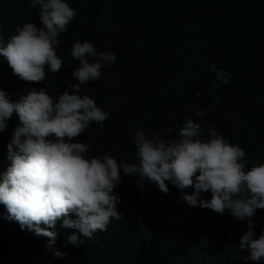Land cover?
Segmentation results:
<instances>
[{"label":"trees","instance_id":"trees-1","mask_svg":"<svg viewBox=\"0 0 264 264\" xmlns=\"http://www.w3.org/2000/svg\"><path fill=\"white\" fill-rule=\"evenodd\" d=\"M66 2L76 16L58 36L56 54L64 63L59 72H48L40 83L22 81L0 56V89L11 101L33 88L44 87L54 99L71 93L68 85L77 82L71 72L79 66L71 48L76 41H87L117 60L102 70L99 81L81 86V95L111 114L103 127L93 122L74 138L88 144L86 158L107 152L118 162H136L133 131H144L148 138L162 131L161 138L175 139L176 126L191 118L205 129L201 138H207V128L215 123L219 134L245 151L246 168L264 163V0ZM38 15L31 0H0L2 42L15 34L17 25L42 27ZM212 62L234 77L219 91L208 71ZM195 109L205 115L196 117ZM6 124L0 131V173L11 163L7 145L20 124L18 116L13 113ZM169 126L173 132L163 131ZM136 179L121 172L114 194L120 197L122 219H113L107 231L92 239L81 237L79 245L67 239L76 230L58 221L55 243L48 248L47 237L21 229L0 204V264H264V259H248L247 250L239 248L249 218L189 206L171 183L166 182L169 191L164 193L148 181L140 189ZM210 197V192L200 194L201 199ZM250 219L258 237L264 230V209ZM54 251L65 255L54 256Z\"/></svg>","mask_w":264,"mask_h":264},{"label":"clouds","instance_id":"clouds-1","mask_svg":"<svg viewBox=\"0 0 264 264\" xmlns=\"http://www.w3.org/2000/svg\"><path fill=\"white\" fill-rule=\"evenodd\" d=\"M31 6H38L42 27L32 22L17 25L6 44L0 38V56L19 79L40 83L48 72L57 73L64 65L56 54L58 36L67 32L76 10L66 0H31ZM70 54L79 61L71 72L77 81L68 85L71 93L65 91L54 99L44 87L33 88L11 101L0 89V131L6 129L13 113L20 122L7 145L11 163L0 173V204L8 218L18 222L21 229L26 227L47 237L48 248L55 243L57 222L62 221L61 227L76 230L68 241L79 245L81 237L92 239L98 231H107L113 219H122L117 211L120 197L114 194L122 172L134 175L140 189L148 181L167 193L171 183L184 193L189 206L221 215L227 210L239 220L249 218L239 248L247 250L252 261L264 259V230L257 237L250 219L257 209H264V163L246 168L245 151L219 134L215 123L207 128V138H201L205 129L191 118L176 126L175 139L161 138L162 131L151 138L144 131H133L136 162H118L107 152L86 158L88 144L73 142L74 138L93 122L103 127L111 114L88 95H81V86L99 81L102 70L117 57L98 51L87 41H76ZM208 71L216 77L217 91L234 78L217 62L210 63ZM194 95L202 97L200 91ZM194 115L202 117L205 112L195 109ZM163 131L171 133L173 128ZM188 188L194 191L188 194ZM201 192H210V199H201ZM53 255L65 254L54 251Z\"/></svg>","mask_w":264,"mask_h":264}]
</instances>
